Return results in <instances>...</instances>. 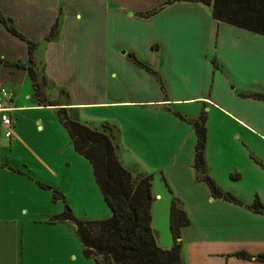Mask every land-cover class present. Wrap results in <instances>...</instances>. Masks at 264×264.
I'll return each mask as SVG.
<instances>
[{
  "label": "crops",
  "instance_id": "0c3cea01",
  "mask_svg": "<svg viewBox=\"0 0 264 264\" xmlns=\"http://www.w3.org/2000/svg\"><path fill=\"white\" fill-rule=\"evenodd\" d=\"M33 1H0L2 15L11 19L22 35L20 19L27 21L28 27L31 25ZM37 1L44 3V11L37 12L40 17L34 27H41L44 23L48 32L49 27L56 22L58 24L57 35L51 41L45 40L48 33L42 34L46 59L42 61L40 76L34 68L36 76L44 78L41 92L44 94L45 91L48 95V87L53 84L47 67L51 61L55 62L54 77L59 70L65 84H61L57 100L49 94L53 98L51 101L43 98L44 104H38L26 70L7 64L26 65L17 57L6 60L4 53L8 44L5 48L0 45V76L3 77L0 89L12 94L11 101L3 104L13 109L9 113L13 121L11 137L4 136L0 124V222L10 224L6 234L0 232V264H95L83 256L71 222H50L52 216L63 212L64 204L62 200L52 201V192L40 187L44 185L57 190L77 219L102 220L111 215L95 183L91 164L74 151L69 135L59 121L60 109H65L69 118L90 129L102 131L106 128L112 135L121 164L132 174L145 172L135 169V165L124 158L125 154L135 157L134 163L139 166L140 159L136 157H157L163 149L162 145L166 147V136L176 130L181 141L177 147H171L173 152L183 150L186 145L190 154L187 166L178 167L175 171V189L181 194L174 191L165 179L169 183L168 188L173 190L170 189L169 194L177 193L175 198L189 219V224L181 229L184 248L189 244L192 254L197 255L201 264H258L255 260L239 259L234 254L245 252L254 258L264 255V216L250 211L248 205L239 206L212 198L206 185L200 183L194 169L196 135L191 123L205 113L206 127L208 115L213 109L232 123L233 135L245 134L264 142V100L255 97L264 95V41H247L250 55L242 57L246 61L245 68L236 67L233 70L234 86L227 95L225 91L221 92V86L229 81V77L221 71L216 83L204 45L214 51V56L222 47L226 48L223 41L217 49V43L204 40L209 28L217 38L221 26L231 25L215 21L210 7L179 2L159 9L164 0H147L146 5H142L145 0ZM79 1L95 6L97 18L90 16L88 9L81 22V14L72 13L68 7ZM67 3L68 6H63ZM153 11L156 12L148 14ZM0 32L7 38L16 39L7 43L22 46L28 60L26 43L10 35L1 25ZM96 38L100 45L97 48L99 53L95 55ZM196 46H199V52H196ZM178 55L180 58H177ZM35 57L36 54L34 62ZM199 61L206 63L202 65V78L196 77L194 72ZM214 63L217 64L216 60ZM27 78L30 85L25 83ZM93 78H97V84L102 87L97 97L92 94ZM176 81L182 83L181 95H174ZM20 82L23 86L27 84L26 90ZM60 95H65L67 101L62 102ZM159 108H162V114L170 116L168 120L158 117ZM180 109L183 112H179ZM206 131L204 159L207 174L223 187L219 176L211 171L212 152L209 150L207 127ZM182 140L185 141L183 146ZM239 150L240 154L233 157L236 160L229 169L237 176L235 184H242L238 171L241 162H245L249 169H264L263 161L247 163L250 157L248 150ZM162 151L168 155L169 150ZM222 156L223 153L219 152V157ZM160 173L161 180L166 183L163 173ZM184 175L189 177L190 184L195 188L187 187L189 184L185 182ZM69 190H74L73 197L86 204L81 208L71 206ZM44 206L52 210L41 215ZM70 238L74 239L75 249L70 247ZM47 239L50 241L48 246L36 243ZM184 253L185 250L182 252L183 263L187 264Z\"/></svg>",
  "mask_w": 264,
  "mask_h": 264
},
{
  "label": "trees",
  "instance_id": "16d2710c",
  "mask_svg": "<svg viewBox=\"0 0 264 264\" xmlns=\"http://www.w3.org/2000/svg\"><path fill=\"white\" fill-rule=\"evenodd\" d=\"M179 2L198 3L210 7L211 16L215 21L264 37V0H164L159 9ZM0 25L10 35L26 43L28 64L7 65L26 70L38 104H44L45 100L41 97L44 78L38 82L34 71L33 56L37 44L19 33L13 26L12 20L4 17L1 11ZM57 28L56 22L51 26L46 41L55 38ZM255 97L264 100V95H255ZM58 112H60L59 121L67 131L74 151L91 164L95 183L111 215L102 220L77 219L57 190L40 185L52 192V201L62 200L64 204L63 212L52 216L50 222H71L75 226L83 256L93 260L95 264H184L181 229L189 224V219L181 203L175 197L170 201L169 230L172 246L168 250L162 249L158 246L152 229V175L132 174L123 167L113 144L112 135L106 128L102 131L93 130L69 118L65 114V109H60ZM175 115L184 120L180 115L176 113ZM205 122L206 114L201 113L198 119L191 123L196 135L194 169L197 172V179L207 186L212 198L223 199L241 206L243 203L240 200L229 192L221 190L207 174L204 159L207 138ZM247 208L264 216V205L258 199ZM234 256L264 263V255L254 258L245 252H237Z\"/></svg>",
  "mask_w": 264,
  "mask_h": 264
},
{
  "label": "rangeland",
  "instance_id": "374dc122",
  "mask_svg": "<svg viewBox=\"0 0 264 264\" xmlns=\"http://www.w3.org/2000/svg\"><path fill=\"white\" fill-rule=\"evenodd\" d=\"M0 1H2V0H0ZM3 1H6V0H3ZM146 1L147 0L142 1V5H146L145 3L148 4V2H146ZM91 2H97V1L91 0ZM1 4H2V2H1ZM43 4H44L43 2H38L37 0H35V2L33 1L31 3L33 10H32L31 15H30V17H32V18H31V25L29 24L30 25L29 27L27 26L28 23L25 20L20 19L21 23H19V26L22 27V29H23V32H24L23 35L26 36V38L28 40L33 41L34 43L38 44L37 48L35 49L36 52L34 51V54H36L35 62H34V56H33V62L36 65V66L34 65V68L36 67L35 68L36 70L34 69L36 71V74L41 73L42 61L44 62V60L46 59L45 55H44L45 45L42 42L45 40L43 39L44 37L42 34H47L50 31V29L48 30V32L46 31V29H44L45 28L44 23L41 24V27L40 26L34 27L36 19H38L40 17L37 12L38 11L40 12V10L44 11V7L42 6ZM63 6H68V3H67V5L63 4ZM90 6H91V4H89L88 2L79 1V3H77V4L75 3V5H70L68 7L72 13L73 12L80 13L81 17H82L81 22H83L85 19L84 12L87 11L88 9L90 10V16L97 18V11H96L97 8L95 6H91V7ZM15 25H16V23H15ZM49 28H51V27H49ZM212 31L213 30L209 28L208 32L206 33L204 41H207V42L214 41V44L217 43V45H218L217 49H219V45H222L221 41H223V46L226 49L224 50L222 47L221 48L222 50L217 52L216 56H214V54H213L214 51L208 50L207 45H204V47H206V49H205L206 57H207V60L209 61L208 65H209L210 69L212 68L214 73H215L216 83L219 81V78H220L219 76H221V74H219V73L221 71H222V74L228 75L226 77H229V81L224 82L222 84L221 92L224 93V91H225L226 94L229 95L228 91H232V88L234 86L233 85V79H234L233 70L236 67H241L242 69L245 68L244 65H246V63H245L246 61L244 59H242V57L247 58L246 54L250 55L248 48H246L247 41H264V38H262L261 36L255 34V33L247 32L245 30H241V29L231 27V26H221L217 32V36H218L217 38L215 35L213 36ZM2 34H3V32H0V45H2L3 48H5L6 45L8 44V48L5 50V53H4V54H6L5 59L7 60V58H11L14 60L17 57V58H20L22 60V61H20L22 64L24 63L25 65H27L28 60H27L26 55L22 51L23 47L18 46L15 43H7V41H16V39H13L11 37L7 38V36L5 34L4 35H2ZM17 41H19V40L17 39ZM92 41H93V38H92ZM219 42H220V44H219ZM229 42H230V45H229ZM99 43L100 42L96 38L94 41L95 48L93 51V54H95V55L99 53V51L97 49L98 46L100 45ZM191 48L193 49V46H191ZM195 48H196V52L200 51L199 46H196ZM262 48L264 49V47H262ZM201 49H203V47ZM45 53H46V51H45ZM233 55H234V59H233ZM177 58H180V56L178 55ZM178 60H179V64H180V59H178ZM215 60H216L217 64L219 65V68L217 67V64L214 63ZM167 61H168V59L166 60V62ZM47 62H50V60H47ZM163 63H165L164 60H163ZM203 64L206 65V63H203ZM203 64H201V62L199 61L195 65V67H194L195 71L194 72L196 74V77L202 78L201 74L203 73V70H202ZM47 67H48L49 72H50L49 77L53 81V84L51 83L50 87H48V89L50 90L49 94H51L53 96V98H55V100H57V97L59 96V93L61 90V84H65V78L60 75L59 70H57L56 78L54 77V73H55V62L54 61H51L50 63H48ZM181 72H182V68L180 69V74H181ZM2 78L3 77L0 76V80ZM223 78H225V76H223ZM38 80H40V77H38ZM96 81H97V78L91 79V82L93 85L92 86V94L94 97H97L98 95H100V92L102 91L101 85H98ZM26 82H28L30 85L28 78L25 81V83ZM25 83H24V86H23V82L21 83L24 90L27 89V84H25ZM173 89L175 92L174 95H181V89H182L181 81H176V83L173 85ZM43 93L44 94H42V97L45 98L47 102H49V100L51 101L53 99L49 94L46 95L45 91H43ZM60 96H61L62 102L67 101L65 95H60ZM72 98H75L73 96V94H72ZM221 98H222V100L224 99V97H222V96H221ZM159 109H161V110L158 111V117L160 119H164V120L167 119L168 120V118L170 116L168 114H166V115L162 114V112H163L162 108H159ZM181 111L182 110L180 109L179 112H181ZM174 117H176V116H174ZM223 117H225V116H221L220 114L215 112L213 109H211V111L208 115V118H207V123H206V127L208 129L209 140H210L209 150H210V152H212L211 159H210L211 171H212V174H217L219 176L224 188L221 185L217 184L216 182L215 183L219 188H221V190H223L225 192H229L234 197H236L238 200H240L244 205L250 206V205H252V203L256 199H258L260 202H261L260 199H262L264 201V169H262V168H258V169H254V170L249 169L246 167L247 164L245 162H241L239 165L240 168L238 171L240 172V174L242 176V181H241L242 184H235L236 183L235 180H236L237 176L235 174H233L232 171H229V169L231 167H233V161L236 160L233 157L236 154H240L239 149L248 150V154L250 155V157L248 156V160H246L247 163H249V162L256 163L255 161H259V162L263 161L264 162V142L262 140H260L259 138H258V140L252 139V137L249 138L245 134H239V135L234 134L233 135L232 123L227 118L225 119ZM176 132H177L176 130L173 134L170 132V134L167 135L165 138L166 147H164L163 145H162L163 149L161 147L162 150H169L168 155H165L164 152L162 150H160V153H158L159 155L155 158L154 157H150V158L136 157V159L137 158L140 159L139 160L140 163L138 162L139 166H137L134 163L135 157L130 156L128 154H125V157H124L125 159L128 160L129 163H132L133 165H135V169H137L141 172L144 171L145 174L152 175V177H153V179H152L153 203H152V207H151L152 229L154 231L158 246L162 249H165V250L170 249V247L172 246V237H171L170 230H169L170 201L173 198V196L176 197L175 196V195H177L176 192L181 194V191H179L178 189H175L177 186L176 178H175L176 177L175 171L178 167H181V166L186 167L190 161V157H189L190 154L188 153V148L186 145H184L185 141L182 140L183 141L182 146L184 145L183 150L180 149L179 152H173V149L171 148V147H177L181 141V140H178V138H177L178 134H176ZM173 135L177 139L174 138ZM172 138H174V140ZM164 148H166V149H164ZM253 151L256 153L254 154ZM219 152L223 153L222 157H219ZM177 153H178V156H175V154H177ZM241 161H243V158H241ZM160 172L163 173L164 180L167 179L170 182L172 188H174V191L176 190V192L174 193L175 195L169 194L170 189H171V188L170 189L168 188L169 183L166 180L165 181L166 185H165L164 181L161 180L162 174ZM210 178L213 180V178L211 176H210ZM184 179H185V182H187L189 184V186H187V187H190V189L195 188V186L193 187V185L190 184V179L188 176L184 175ZM200 183H203V182H200ZM225 188H226V190H224ZM171 191L173 192L172 189H171ZM183 191L185 194H187V192H188V191H186L185 187H183ZM198 192H199V195L201 196L202 195L201 190H199ZM74 193H75L74 190H69L68 196L71 197V200H72L71 206H73L74 208H79V207L81 208L83 206V204H86V203L83 201H80L78 199V197H73ZM235 193L237 195L242 196L244 199L242 200ZM261 204L264 205L262 202H261ZM87 207H89V204H87ZM54 209L55 208H53V210ZM50 210H52V208H48V207L44 206L43 207V213L41 215L46 214ZM91 211H93V209H91ZM9 225H10L9 223L5 224L4 221H1L0 222V232L3 231V233H4L5 231H7L10 227ZM7 232H5V234ZM70 232H72L71 229H70ZM64 238H62L63 243L66 242V240ZM193 240H196V238H193ZM69 241H70V247L75 249L76 244L74 242V239L70 238ZM181 241H182V239H181ZM47 242H50V241H48V239H47V241H38L36 243H39L40 245H46V246L50 245ZM188 245H186L184 248V246L182 244V249H183L182 252H184V250H185L184 254H185V258L188 262L187 264H201L197 260V255L192 254L191 249ZM98 259L101 260L100 257H98ZM182 260H183V257H182ZM234 262H236V261H234ZM256 262L258 264H264L262 262L261 263L258 261H256Z\"/></svg>",
  "mask_w": 264,
  "mask_h": 264
},
{
  "label": "built area",
  "instance_id": "2783aa9c",
  "mask_svg": "<svg viewBox=\"0 0 264 264\" xmlns=\"http://www.w3.org/2000/svg\"><path fill=\"white\" fill-rule=\"evenodd\" d=\"M12 94L5 89H0V124L4 132V136L9 138L12 135L13 121L9 113L13 110L10 107H6L3 102L11 101Z\"/></svg>",
  "mask_w": 264,
  "mask_h": 264
}]
</instances>
